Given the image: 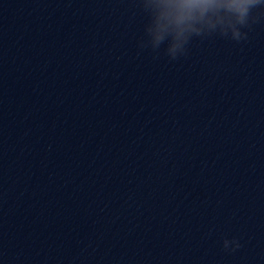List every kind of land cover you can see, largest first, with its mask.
<instances>
[{
  "label": "clouds",
  "instance_id": "obj_1",
  "mask_svg": "<svg viewBox=\"0 0 264 264\" xmlns=\"http://www.w3.org/2000/svg\"><path fill=\"white\" fill-rule=\"evenodd\" d=\"M145 17L141 51L170 61L187 56L194 39L220 38L237 44L247 42L250 33L264 27V0H133ZM223 249L242 247L238 238H225Z\"/></svg>",
  "mask_w": 264,
  "mask_h": 264
}]
</instances>
